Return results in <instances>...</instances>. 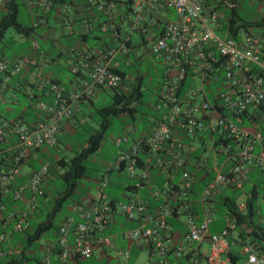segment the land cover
<instances>
[{
    "label": "built area",
    "instance_id": "obj_1",
    "mask_svg": "<svg viewBox=\"0 0 264 264\" xmlns=\"http://www.w3.org/2000/svg\"><path fill=\"white\" fill-rule=\"evenodd\" d=\"M116 1L86 0V5L106 14ZM151 1L171 10L175 19L156 33L148 32L156 26L155 18L144 13L143 0H129L131 29L141 34L149 55L164 64L153 106L159 117L147 133L130 138L123 132L113 140L118 153L109 171L126 175L131 184L125 192L130 196L123 201L108 199L103 191L106 177L97 178L98 195L70 207L41 263L92 259L101 246L112 247L108 232L122 221L131 226L121 235L139 251L145 249L141 264H264V214L256 218L262 229L258 237L247 236L229 213L217 217L219 227L213 225L214 195L241 190L248 173L257 174L256 182L263 186L257 200L264 203V35L249 29H241L236 39L226 31L218 35L227 18L207 0ZM52 4V0L24 2L34 9L32 27L45 23ZM102 27L114 31L112 23ZM118 51L126 53L125 43L77 54L69 68L75 81L68 90L41 76L42 93L49 102L35 101L40 118L0 121V259L20 253L6 244L14 233L28 229L48 175L49 163L43 162L17 182L21 166L35 151L54 148L62 122L73 116L74 104L96 90L120 88L122 79L111 64ZM35 65L27 58H0V92L22 68ZM32 95L27 97L31 100ZM11 100L13 92L7 102ZM199 172L201 178L210 172L211 178L197 186ZM146 188L145 196L139 197ZM6 196L16 208H6L2 201ZM234 206L237 213H244V200ZM128 260L123 250L116 264Z\"/></svg>",
    "mask_w": 264,
    "mask_h": 264
},
{
    "label": "rangeland",
    "instance_id": "obj_2",
    "mask_svg": "<svg viewBox=\"0 0 264 264\" xmlns=\"http://www.w3.org/2000/svg\"><path fill=\"white\" fill-rule=\"evenodd\" d=\"M2 1L5 0H0V2ZM14 1L17 4L18 9L17 22L23 26L30 25L32 23L31 19L28 17L30 9L23 4L26 0ZM207 2L210 7L216 8L219 11V14H225V17L229 14L228 7L232 6L237 20L242 23H250L262 18L264 19V0H234V2L229 0H207ZM218 5L220 8H218ZM123 29L126 34L129 33L130 28L126 25V22L123 23ZM253 32L260 34L263 31L254 29ZM140 41V36L137 33H131L130 44L133 48L141 50V45H139ZM28 42L27 38L18 34L13 28H8L4 33L3 39L0 41V56L3 58L5 57L10 61L15 60L17 59V56H23L27 53ZM124 60L128 62V65H125ZM163 66V62L161 66L151 57V55H149V53H144L141 58L138 59H134L129 53L127 58H122L119 69L125 72L128 81L140 79L141 82V97L139 103L134 104L136 108L134 119H130L125 114L119 116H107L106 119L108 121V126L103 133L100 145L94 153L88 155L83 161V166L85 167L84 177L78 181L77 187L73 193L60 202V208L52 219V224L54 226L57 225L61 220V217L69 211V205H72L75 202H82L86 195L92 197L98 195L97 186L94 181L101 175H104L107 179V185L103 191L108 199L123 201L125 200L122 196L123 193L126 196H130V194L126 193L124 190L126 185L131 184V181L127 179L126 175H119L114 171H111L109 174L107 172L111 168L115 155L118 153V150L114 147L113 140L123 132H127L130 138L137 137L138 134L142 133L141 129L143 128V124L147 121H151L154 117L160 114L159 111L153 109V106L155 105L160 84L164 76ZM63 75L69 77V74L67 73H64ZM61 80H63V78H61ZM3 95L7 99L10 92L5 90ZM111 96L112 91L104 89L103 91L96 93L94 97H91V106H81L80 110L74 113L75 124L73 125V132L64 133L56 147L46 150L48 155L44 159V162L49 163V171L42 185V189L44 188L45 200L40 203L38 200L39 198L36 199V209L38 210L39 215L36 221H31V226L34 227L46 220L47 215L54 207L55 199L58 198L59 193L64 188L62 182L58 178V174L61 173V170L55 167L54 162L59 157H64L65 160L73 157L76 150L81 146H84L89 135L98 130L99 118L96 114V110L109 106L111 104ZM15 99L18 101L17 104L14 103L9 105L0 103V119H13L19 112L20 107L26 102L22 95L18 93L15 94ZM10 110H13V113H10ZM36 112L37 110L31 107L26 114L35 117ZM37 115L39 116L38 112ZM29 119V117H26V121H29ZM244 129L247 128L244 127ZM22 166L20 170L21 172H24L26 167ZM247 178L249 180L241 190L225 189L221 191V194L234 197V200L237 203L242 202L244 200L243 190H245L246 187H250L251 184L257 183V174L254 171L248 173ZM259 194H261L260 191ZM138 195L143 196L142 190L139 191ZM254 211L255 218H257V215L259 214H264V203L259 200L255 201ZM214 218L216 221L213 225L218 224L219 227L220 221L217 220V217ZM118 223H120V226H116L113 230L115 234L113 247L105 248L106 256L97 255V253H95L92 259L80 261L78 264H116V257L119 252L123 250L128 252V264H141L145 260V249L137 251L133 244L121 235L127 227L131 226V224L122 221H118ZM210 229L215 232L213 226H211ZM53 233V229L45 232L38 238L32 247L29 248L31 251L28 254L30 260L26 264H36L35 260L40 259L41 257L39 247L43 246L47 241H54ZM14 235L17 238H22L23 236V234L20 233H14L12 236ZM3 262L4 260L0 259V264H3Z\"/></svg>",
    "mask_w": 264,
    "mask_h": 264
},
{
    "label": "crops",
    "instance_id": "obj_3",
    "mask_svg": "<svg viewBox=\"0 0 264 264\" xmlns=\"http://www.w3.org/2000/svg\"><path fill=\"white\" fill-rule=\"evenodd\" d=\"M7 1L8 0L0 2V18L5 14L4 4ZM143 1H144V6H143L144 13H146L145 11H147L148 12L147 14H149V16H152L156 20V26L153 28H148V32L156 33L163 24L175 19L174 13L171 10L163 7L161 3L155 4L151 0H143ZM28 8L30 9V14H28V17L31 19L32 23L30 25H27V27L32 28V30L30 31L29 35L25 37L29 41L27 43V53H25V55L23 56H17L16 58L31 59L35 62L36 67L26 66L22 68L17 75H15L13 78L10 79L6 90H8V92H14L15 94L16 93L21 94L26 102L24 105L20 107L19 112L14 116L13 119L11 120L0 119V121H12L15 119H19L22 121L24 118L29 117L30 119L28 122H33L38 115L37 112L35 117L27 115L26 112L29 110V108L31 107L35 108L36 100L43 101L46 103L49 102V97L45 96L42 93L45 90V87L43 88L40 86L41 76L51 81L54 80L57 81L60 86L68 90L70 88V85H72L75 81V76L70 73L69 68L74 63V58H77V54L86 51L98 52L103 49L117 48L120 45V43H125L127 47L126 53H122L118 51L113 56L111 62L112 69H119L122 58H127L128 53L131 54L134 59L141 58V56L144 53H148V51L145 48V45L143 44L141 34H139L136 30L131 29L130 11H129L130 3L128 2V0H117L114 9L106 14L97 11L96 8L92 5L87 6L86 0H73V1L53 0L52 7L45 12V16H44L45 23L38 24L35 27H32V25L36 20L35 18L36 16L34 15V9L30 7ZM17 13H18V9H17ZM143 16L145 15L143 14ZM16 20H17V14H16ZM125 22L126 25L129 26L130 28L128 34H126V32H124L123 29V23ZM107 23L108 24L112 23L114 27V31L103 29L102 25ZM131 33H137L140 36L141 41L139 45H141V50H139L138 48H133L131 46L130 44ZM126 38L127 40L125 41ZM33 43L36 45L34 46L35 48L32 45ZM0 58L3 57L0 56ZM124 61H125V65H128L127 61L126 60ZM155 61H157V63H159L162 66V62L160 60H155ZM64 73L69 74V77L64 76L63 75ZM61 78H63V80H61ZM133 83L134 80L128 81L125 74L124 78L122 79V84L118 89V91L124 94H128L130 91V86ZM103 90L104 89L96 90L91 97H94L96 93ZM29 92L36 95L35 100H30L27 97V94ZM5 96L3 95V92H0V103L3 104L5 103L9 105L18 103L16 99L7 102L9 96L7 97V99ZM91 97L87 100L78 102L73 105V116L71 117V119L62 122L54 147H56L59 144L64 133L73 132V125L75 124L74 113L76 111H79L81 106H85V105L91 106L92 105ZM10 113H13V110H10ZM134 116L135 114L133 115L132 120L134 119ZM158 117L159 115L154 117L151 121H147L145 124H143V128L141 129L142 133L140 134L147 133L151 127L153 120ZM140 134H138L137 136H139ZM46 150L47 149H41L35 151L31 156H29L27 162L23 165L26 167V170L24 172H21L20 170L17 182L24 181L30 175L32 170L38 167L39 163L42 160H44L48 155ZM107 172L109 174L111 171L108 170ZM128 186L129 185H126L125 188ZM142 192H143V196L138 195L139 197L145 196L147 192V188L145 190H142ZM122 196L125 199L126 196L124 195V193L122 194ZM90 197L92 196L86 195L83 201H86ZM38 198L40 203L44 202L45 200L44 188L42 189V193ZM2 201L6 206V208L8 209L16 208V206L10 202L7 196L3 197ZM75 203H81V202H75ZM72 205H69L68 210ZM69 214L70 212L68 211L66 214H64L61 217V220ZM38 215L39 212L36 209V211L32 213L28 219L29 226H31V221H36ZM116 226L119 227V225L117 224L112 226L107 236L110 241V245L112 247L115 238V234L113 230ZM215 226L217 227L218 224H215ZM13 237L14 236H12L10 241H8L6 246L15 248L16 247L15 240L17 241L21 240V238H17V237L13 238ZM53 238L55 240V231L53 233ZM51 242L54 241H47L43 244V246L39 247L41 257L40 259L35 260L36 264H38L37 261L39 260L41 261V258L45 253L46 245ZM105 248L107 247L101 246L100 248H98L96 250L97 255H102L101 252L103 251L105 252ZM135 249L139 251L137 247H135ZM30 252L31 251L29 249L25 250L24 252L25 259L22 260L23 262H18L17 264H26L30 260V256L28 255ZM6 262H9V260L4 261L3 264ZM51 264H54L53 259H51Z\"/></svg>",
    "mask_w": 264,
    "mask_h": 264
},
{
    "label": "trees",
    "instance_id": "obj_4",
    "mask_svg": "<svg viewBox=\"0 0 264 264\" xmlns=\"http://www.w3.org/2000/svg\"><path fill=\"white\" fill-rule=\"evenodd\" d=\"M229 1L234 2V0H229ZM219 5L218 8H220ZM4 7H5V14L0 18V41L3 39L4 33L8 28H13L21 36L27 37L30 31L32 30V28L27 26L26 27L22 26L17 22L16 20L17 4L15 3V1L8 0L7 2H5ZM226 18H227L226 23L222 26L220 30L216 31L218 35H221L223 31H226L228 37L236 39L238 37V32L241 29H249L251 31H253L254 29L262 30L263 32H261L260 34L261 35L264 34L263 18L258 21H254L250 23L239 22L235 16L233 7L229 8V14L226 15ZM112 71L118 76H120L121 79H123L125 76V72L120 69H112ZM53 82L58 84V82L55 80ZM140 87H141L140 79H135L134 83L130 86V91L128 94L121 93L120 91H118V89L111 90L112 91L111 104L107 107L99 108L96 110V114L99 118L98 130L93 134L89 135V137L86 139L84 146L78 148L73 157H71L68 160H65L64 157H59L54 162L55 167L61 170V173L58 174V178L60 179L64 187L63 190H61V192L59 193V196L60 194L61 196L55 199L54 207L49 212L44 222L39 223L34 227L28 225V229L23 233L22 238L19 237L21 238V240L20 241L15 240V245L20 250V253L17 256L14 255L6 256L3 260L4 261L9 260V262H6L4 264H17L18 262H23L22 260L25 259V255H24L25 250H28L30 247H32V245L38 240V238L42 234L49 231L50 229L56 231L57 226H54L52 224V219L55 213L60 208V202H62L64 199H66L73 193V191L77 187L78 181L82 177H84L85 167L83 166V161L86 159L88 155L94 153L98 149L103 133L108 126V121L106 119L107 116L108 115L119 116L121 114H125L130 119H132L133 115L136 112V108L134 104L139 103V99L141 97ZM35 98L36 95L33 94L31 100H35ZM22 122H28V121H26V118H24ZM185 142L187 143V140ZM43 162L44 160L41 161L40 163ZM202 175H203L202 172L196 174L197 186H200L201 183H204V181H207L211 178L210 172H207L204 178L203 177L201 178ZM125 190L126 191L129 190V187H126ZM259 191L262 194L263 186L261 183L258 182L256 184H251L250 187H246V189L243 190L244 202H245L244 213H237L235 211L234 197L222 195L221 193L214 195L213 198V207L215 209L214 216L219 217V215L223 212L234 215L235 222L239 227H241L243 230L247 232L246 234L247 236H251L252 238L258 237V234L262 229L260 226L256 224V218L254 217L255 214L254 203L255 201H258L257 198L261 196V194H259ZM111 200H116V199H111ZM37 263L42 264L40 260L37 261Z\"/></svg>",
    "mask_w": 264,
    "mask_h": 264
}]
</instances>
